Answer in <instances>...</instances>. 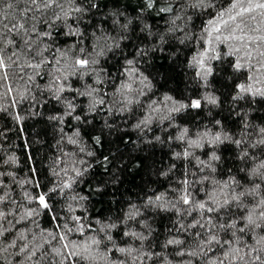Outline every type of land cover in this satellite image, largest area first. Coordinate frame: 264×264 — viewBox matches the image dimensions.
<instances>
[{"label": "trees", "instance_id": "obj_1", "mask_svg": "<svg viewBox=\"0 0 264 264\" xmlns=\"http://www.w3.org/2000/svg\"><path fill=\"white\" fill-rule=\"evenodd\" d=\"M151 2L0 0V264H264V10Z\"/></svg>", "mask_w": 264, "mask_h": 264}, {"label": "snow or ice", "instance_id": "obj_2", "mask_svg": "<svg viewBox=\"0 0 264 264\" xmlns=\"http://www.w3.org/2000/svg\"><path fill=\"white\" fill-rule=\"evenodd\" d=\"M33 2H35V0H33ZM201 2H202V0H201ZM46 6H50V5H46ZM94 6H95V5H93V7H94ZM148 6H149V7H152V2H151V0H149V4H148ZM231 7H232L233 9H236L237 7H239V11L236 12V15H235V16H230V17H229L230 20H235L236 17H243L245 14H247V13H252V12L258 10V9L264 10V2H254V0H247V6H245L244 3H242V0H234V3L232 4ZM74 11L82 12L83 9H81V8H76V9H74ZM160 11H162V12H166V11H170V9H166V8H165V9H160ZM223 15H224V13H221V14H220L221 17H223ZM57 19H59V17H57ZM222 22L225 23V24H227V21H222ZM209 23L211 24L212 21H210ZM21 27H22V26H21ZM213 31H215V32H219V31H220L219 26H216V27L213 29ZM211 34H212V33H211V31H210V32H209V35H211ZM40 35H41V36H50V33L45 32V33H41ZM218 38H219V37H217V39H218ZM228 38H231V39H241V40L244 39V37H242V36H241V37L232 36V37H228ZM228 38H226V39H228ZM249 39H251V38L249 37ZM260 39L264 40V37H260ZM8 43H9V44H13L14 41L9 40ZM26 43H27V42H26ZM83 51H84V50L81 49V52H82V53H83ZM13 55H15V53H13ZM202 55H203V54H202ZM196 62H198V63L200 64L201 68L203 69V67H204V63H205L204 60H203V58L199 59V60L196 61ZM44 63H46V61L41 60L40 63L32 64V65H29V66L32 67V68H34V69H39V68L41 67V65L44 64ZM95 63H96L95 60H91V59H89V58H78V59H76V60L74 61V68H73V70L76 71V72H79L80 70H86V69L88 68L89 64H95ZM128 64L131 65V64H132V61L129 60V61H128ZM5 67H6V65H5L4 59H3L2 57H0V68H5ZM236 67L239 68V67H241V65L237 64ZM207 71L210 72L211 69H207ZM197 75H200V73H197ZM30 79H31V78H30ZM97 83H101V81H97ZM122 87H124V88H129V89H130V86H129V85H124V86H122ZM239 87H240V89H241L242 92H248V91H251V88H250V87H249V88H245L243 85H240ZM62 91H64L63 88H60V89L57 90V98H58V99H59V92H62ZM256 91H257V93H259L260 95H264V92H261L259 89H257ZM83 94H84V95H87V96H89V97H92V96H93V92H91V91H90V92H87V93H83ZM165 99H171V98H170V97H166ZM211 102H212V103H215V100L213 99ZM103 103H104V100H103V99H100V100H98V101H95V104H101V105H102ZM128 103H132V101L129 100ZM95 104L93 105V107H95ZM185 107L200 108V107H201V102H200V100H193V101L191 102V105L179 104L178 106L173 107V108L171 109V111H172V112H178V111H180L181 109H183V108H185ZM69 108H72V105H71V104H69ZM72 110L74 111V109H72ZM68 114L71 115V112H69ZM76 119L79 120L80 117L77 116ZM146 122H147V121H142V123H146ZM217 123H219V121H218ZM139 126H140V125H137V127H139ZM186 131H187V130H185V132H186ZM261 132L264 133V129H261ZM179 139L183 140V139H184V136L181 135V136L179 137ZM225 139H227V137H225ZM97 142H98V138H97ZM212 142H213V143L221 142V137H220V135L215 136ZM235 143L239 144L240 141H235ZM259 143L264 144V140L259 141ZM190 145H194V146H197V147L200 146L199 143H198L197 141H190ZM90 155H91V153H90ZM177 155H179V154H177ZM189 155H191V153H189V152H187V151L184 152V156H185V157H187V156H189ZM218 159H219V157L216 156L215 153H213L212 156H211V160H218ZM201 163H203V162H201ZM259 168L264 169V164H261V165L259 166ZM258 171H259V169H255V170H253V174L255 175ZM79 174H80V173H77V175H79ZM261 175H264V173H261ZM184 183L187 184L188 182H187V181H184ZM69 186H70V185H68V184H65V185H64V187H69ZM257 187H258V186H257ZM54 190H55V189H53V191H54ZM243 195H244V193L241 192V193H239L238 195L233 196V197H232V200H239L240 197L243 196ZM35 199L38 201L39 205H40L42 208L47 209V208L49 207V205H48V203H47V201H46V196H45V194H40L38 197H35ZM180 199L182 200L183 204H185V205H189V204L192 203L191 194L188 193L186 190H185L184 193H182ZM160 200H161V197L157 196V197H156V201H160ZM261 203H264V201H261ZM227 204H229V200L226 199V200L223 201V204H217V206H216L215 208H213V207H207V208H206V205H205V203H203V202L199 203V204L197 205V207H198L199 209H201V210H206L207 212H210V213H211V212L219 211V209H220L221 207H223V206H225V205H227ZM31 214H32V213H28V215H31ZM73 219L76 220V221H78L80 218H79V217H74ZM257 219L264 220V211H261L260 214H259V217H257V218H254V215L251 214V213H250L248 216L244 217V220L246 221V223H245V228L250 227V226H253V225L259 227V224L257 223ZM209 223H211V221H209ZM197 224H199V221H197ZM197 224L190 225L189 227H195V226H197ZM200 226L203 227V225H200ZM234 226H235V221H233V224H232L230 227H234ZM65 227H67V225H65ZM106 227L114 228V227H116V225H108V226H106ZM220 227H221V228H224V227H227V226H226V225H220ZM245 228H241V229H239V231H240V232H244V231H245ZM69 231H71V229H69ZM124 235H129V233H124ZM197 235H199V233H198ZM233 235H235V234H233ZM65 238H66L65 236H61V237H60L61 240H64ZM108 239L111 240L112 238L109 236ZM213 241H215V242H217V243H220V241L217 240V238H216L215 235L211 236V239H210L209 241H207V243L211 244ZM93 243L96 244V243H99V241H95V240H94ZM169 243H170V244H171V243L179 244L180 241H169ZM224 243H228V242L225 241ZM26 247H27V245L25 246V248H26ZM64 247H65V248H68V245L65 244ZM23 251H25L24 248L21 249V252H23ZM119 251H120L121 253H128V252H130L131 250H130V249H125V248H120ZM193 254H194V253H193ZM69 255H70V256H76V255H78V253H77V252H70ZM180 255H183V253H180ZM227 258H228V254L226 253V254H225V260H226ZM259 259H260V257L257 256V257H256V260H259ZM219 264H225L224 260L219 261Z\"/></svg>", "mask_w": 264, "mask_h": 264}]
</instances>
